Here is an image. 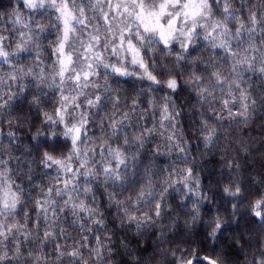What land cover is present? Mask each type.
<instances>
[{
  "label": "clouds",
  "instance_id": "obj_1",
  "mask_svg": "<svg viewBox=\"0 0 264 264\" xmlns=\"http://www.w3.org/2000/svg\"><path fill=\"white\" fill-rule=\"evenodd\" d=\"M0 264H264V0H0Z\"/></svg>",
  "mask_w": 264,
  "mask_h": 264
}]
</instances>
